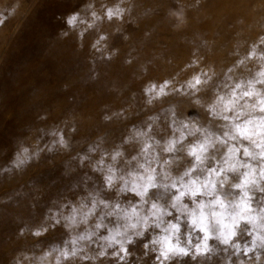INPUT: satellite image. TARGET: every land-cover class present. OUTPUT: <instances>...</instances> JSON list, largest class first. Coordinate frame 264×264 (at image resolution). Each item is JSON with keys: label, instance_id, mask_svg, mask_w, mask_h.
I'll return each instance as SVG.
<instances>
[{"label": "clouds", "instance_id": "1", "mask_svg": "<svg viewBox=\"0 0 264 264\" xmlns=\"http://www.w3.org/2000/svg\"><path fill=\"white\" fill-rule=\"evenodd\" d=\"M231 2L244 11L219 64L216 41L195 27L216 18L212 0H171L163 13L161 0H86L65 18L78 47L94 33L97 60L116 59L112 39L133 30L159 39L167 29L190 54L137 63L106 89L119 103L101 104L88 134L72 109L17 143L5 183L65 159L47 186L30 178L0 194L15 212L0 264H264V0Z\"/></svg>", "mask_w": 264, "mask_h": 264}, {"label": "rangeland", "instance_id": "2", "mask_svg": "<svg viewBox=\"0 0 264 264\" xmlns=\"http://www.w3.org/2000/svg\"><path fill=\"white\" fill-rule=\"evenodd\" d=\"M86 0H0V166L11 158L17 143H29L38 136L39 129L75 109L84 119L82 131L90 132L98 120L101 104H118L114 93L106 89L115 84L128 82L137 63L157 56H174L178 61L186 60L190 47L181 44L175 33L165 29L157 37H144L139 30L129 41L119 36L112 39L111 46L120 48L119 56L112 60H97L89 51L94 33L89 32L78 47L76 32L69 30L65 18L80 11ZM161 12L171 0H161ZM174 6V5H173ZM212 21L195 27L204 29L216 41L214 55L218 64L228 62V51L232 47V33L228 24L233 16L244 9L237 8L231 0H212ZM223 11V15L217 13ZM110 32V27H106ZM62 31H68L63 36ZM255 32L246 36L255 39ZM163 43L165 47L161 48ZM126 55L136 57L131 65H124ZM93 63H89V59ZM157 65L160 61L155 60ZM93 72L98 78L91 80ZM153 75L163 73L158 67ZM47 120H40L42 114ZM64 157H55L53 164L47 159L31 167L24 176L5 183L0 178V194L10 187L24 185L28 179L47 186L59 177L60 162ZM10 206L0 205V242L11 237L12 217Z\"/></svg>", "mask_w": 264, "mask_h": 264}]
</instances>
